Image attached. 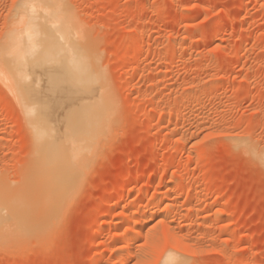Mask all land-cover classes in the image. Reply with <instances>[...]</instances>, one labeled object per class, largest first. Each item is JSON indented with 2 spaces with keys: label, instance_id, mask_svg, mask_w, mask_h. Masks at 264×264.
<instances>
[{
  "label": "rangeland",
  "instance_id": "obj_1",
  "mask_svg": "<svg viewBox=\"0 0 264 264\" xmlns=\"http://www.w3.org/2000/svg\"><path fill=\"white\" fill-rule=\"evenodd\" d=\"M24 1L0 0L1 67ZM33 2L99 69L110 125L53 198L34 145L62 123L0 73V264H264V0Z\"/></svg>",
  "mask_w": 264,
  "mask_h": 264
},
{
  "label": "bare ground",
  "instance_id": "obj_2",
  "mask_svg": "<svg viewBox=\"0 0 264 264\" xmlns=\"http://www.w3.org/2000/svg\"><path fill=\"white\" fill-rule=\"evenodd\" d=\"M33 1L35 0H27L28 3L25 2L15 16L17 27L10 37L8 48L6 47L10 60L3 62L0 73L4 81H9V86L15 93L29 97L42 95L39 101L43 122L48 116L44 113L54 110L57 112L53 119L62 123L61 131L53 133L46 126L38 127L34 149L47 185L52 188L46 190L49 189L52 197L57 195L53 198H59L73 188L84 160L90 157V153L92 156V149L105 130L104 127H109L110 124L105 122L110 115L109 100L107 90L105 92L98 85L101 79L99 69L86 66L88 62L82 57L83 51L72 45L67 19L53 16V20L47 18L43 21L39 15L43 10L37 9L41 12L36 14L33 10L37 6ZM46 12L49 14V11ZM39 80L44 82L43 86H38ZM1 195L0 230L5 225L2 209L4 206L10 208L9 199ZM175 255H165L162 264H180L181 260Z\"/></svg>",
  "mask_w": 264,
  "mask_h": 264
}]
</instances>
